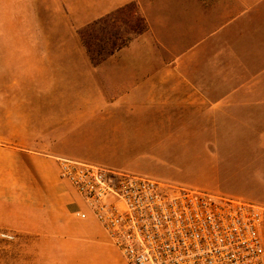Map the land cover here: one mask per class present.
Here are the masks:
<instances>
[{
  "label": "rangeland",
  "instance_id": "1",
  "mask_svg": "<svg viewBox=\"0 0 264 264\" xmlns=\"http://www.w3.org/2000/svg\"><path fill=\"white\" fill-rule=\"evenodd\" d=\"M92 3L0 0V142L264 207V112L252 119L235 111L203 119L201 133H194L200 122L188 115L167 117L171 126L158 133L156 118L140 119L143 114L154 117L156 111L141 109L139 91L133 100L111 105L108 79L112 75L118 82L121 77L109 63L154 65L170 61L171 55L165 49H120L93 68L81 53L76 32L107 9ZM121 29L130 43L134 37L129 29ZM204 72L197 76L211 77ZM125 82L122 88L131 84ZM209 89L218 95V86ZM109 109L125 111L118 117L123 125L115 126ZM46 124L51 132L43 131ZM107 239L109 246L93 264H124ZM58 251L34 235L0 227V264H58L53 261Z\"/></svg>",
  "mask_w": 264,
  "mask_h": 264
},
{
  "label": "crops",
  "instance_id": "2",
  "mask_svg": "<svg viewBox=\"0 0 264 264\" xmlns=\"http://www.w3.org/2000/svg\"><path fill=\"white\" fill-rule=\"evenodd\" d=\"M132 1L139 5L148 30L122 49H165L171 60L154 65L109 63L121 77L118 82L112 75L108 79L111 105L129 102L139 91L141 109L156 111V116L143 114L140 119L156 118L158 133L171 126L167 117L188 115L200 122L194 133L203 132V119L226 117L228 111L247 119L260 117L264 0H93L94 6H107L95 20ZM80 49L87 61L82 45ZM201 70L211 77L197 76ZM125 81L131 84L122 88ZM211 86H218V95L211 94ZM123 112L108 110L115 126L123 125L118 119ZM186 123L189 119L183 127ZM44 128L45 133L52 131L51 125ZM56 157L62 156L0 142V227L34 235L44 246L59 247L58 258L53 259L58 264H93L102 248L109 246L108 236L90 214L85 219L74 216L85 209L73 189L59 179Z\"/></svg>",
  "mask_w": 264,
  "mask_h": 264
},
{
  "label": "built area",
  "instance_id": "3",
  "mask_svg": "<svg viewBox=\"0 0 264 264\" xmlns=\"http://www.w3.org/2000/svg\"><path fill=\"white\" fill-rule=\"evenodd\" d=\"M58 177L126 264H264V207L67 157ZM5 237L10 238L8 235Z\"/></svg>",
  "mask_w": 264,
  "mask_h": 264
},
{
  "label": "trees",
  "instance_id": "4",
  "mask_svg": "<svg viewBox=\"0 0 264 264\" xmlns=\"http://www.w3.org/2000/svg\"><path fill=\"white\" fill-rule=\"evenodd\" d=\"M123 26L129 29L133 37L148 30V25L134 1L77 29L80 43L92 67H97L127 46L130 38L123 35Z\"/></svg>",
  "mask_w": 264,
  "mask_h": 264
}]
</instances>
